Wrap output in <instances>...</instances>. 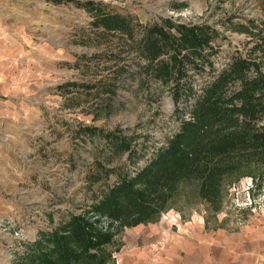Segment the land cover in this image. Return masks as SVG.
I'll return each instance as SVG.
<instances>
[{
  "label": "rangeland",
  "instance_id": "obj_1",
  "mask_svg": "<svg viewBox=\"0 0 264 264\" xmlns=\"http://www.w3.org/2000/svg\"><path fill=\"white\" fill-rule=\"evenodd\" d=\"M86 1L130 16L139 34L143 25L162 20L211 26L217 68L245 57L257 32L264 33V0H0V264H53L37 258L39 234L88 210L179 124L167 88L149 85L154 93L145 97L133 79L108 96L113 75L129 64L126 47L117 36L91 29V15L77 5ZM85 127L129 137L134 157L110 155L106 140ZM254 160L233 167L207 162L203 172L176 184L152 221L138 225L251 228L264 241V162ZM214 169L209 192L203 184ZM166 212L179 214V224L162 220ZM126 229L112 231L105 264H120Z\"/></svg>",
  "mask_w": 264,
  "mask_h": 264
},
{
  "label": "trees",
  "instance_id": "obj_2",
  "mask_svg": "<svg viewBox=\"0 0 264 264\" xmlns=\"http://www.w3.org/2000/svg\"><path fill=\"white\" fill-rule=\"evenodd\" d=\"M77 5L91 15V29L117 36L126 47L123 58L129 64L113 75L108 96L115 95L121 81L137 79L145 97L154 93L149 85L167 88L181 114L176 132L132 175L109 186L88 210L72 213L36 239L39 261L105 264L112 231L152 221L166 207L176 184L203 172L207 162L231 167L241 159L264 162V33L257 32L245 57H233L217 68L211 47L214 31L205 23L162 20L143 25L139 34L130 16L108 12L102 2ZM135 57L145 63L140 65ZM83 130L105 139L110 155L128 153V161L134 157L129 137L122 133ZM215 172L203 184L209 192Z\"/></svg>",
  "mask_w": 264,
  "mask_h": 264
},
{
  "label": "crops",
  "instance_id": "obj_3",
  "mask_svg": "<svg viewBox=\"0 0 264 264\" xmlns=\"http://www.w3.org/2000/svg\"><path fill=\"white\" fill-rule=\"evenodd\" d=\"M121 237L120 264H264V241L251 228L233 233L190 222L173 231L158 221L126 229Z\"/></svg>",
  "mask_w": 264,
  "mask_h": 264
},
{
  "label": "built area",
  "instance_id": "obj_4",
  "mask_svg": "<svg viewBox=\"0 0 264 264\" xmlns=\"http://www.w3.org/2000/svg\"><path fill=\"white\" fill-rule=\"evenodd\" d=\"M179 219V214H175L172 212H166L162 215V220L167 221L172 226H176L177 224H179Z\"/></svg>",
  "mask_w": 264,
  "mask_h": 264
}]
</instances>
